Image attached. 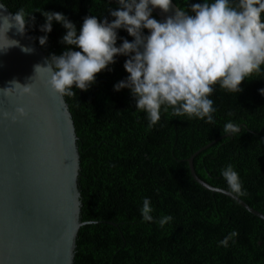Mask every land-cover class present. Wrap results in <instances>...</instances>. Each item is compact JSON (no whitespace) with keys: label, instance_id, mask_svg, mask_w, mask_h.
Instances as JSON below:
<instances>
[{"label":"trees","instance_id":"trees-1","mask_svg":"<svg viewBox=\"0 0 264 264\" xmlns=\"http://www.w3.org/2000/svg\"><path fill=\"white\" fill-rule=\"evenodd\" d=\"M1 1L13 14L21 8L32 13L35 22L29 20L27 31L39 46L45 23L39 10L65 14L79 32L85 17L111 21L108 10L118 7L116 0ZM173 2L188 10L203 0ZM65 32L53 24L47 45L40 46L47 57L66 50L60 42ZM118 37L117 46L121 38L134 39L123 29ZM126 59L116 57L88 91L73 86L76 94L65 96L78 137L81 217L95 221L79 229L74 264H264V220L231 197L202 187L187 162L208 145L193 158L196 174L228 190L221 170L232 164L247 192L240 198L264 213V95L259 91L264 89V65L242 83L240 94L215 86L213 123L174 117L170 108L149 128L130 91H114L128 76ZM228 122L239 125L240 132L224 134ZM144 198L150 199L156 221L172 216L163 229L143 222ZM234 230L239 233L235 243L219 246Z\"/></svg>","mask_w":264,"mask_h":264},{"label":"clouds","instance_id":"clouds-1","mask_svg":"<svg viewBox=\"0 0 264 264\" xmlns=\"http://www.w3.org/2000/svg\"><path fill=\"white\" fill-rule=\"evenodd\" d=\"M117 8H109L113 18L99 19L95 15L84 18L78 32L75 23L60 12L39 10L45 18L40 26L44 35L38 37L40 46H46L53 24L59 23L65 30L61 43L67 45L60 55L51 54L43 64L34 65L35 75L47 77L44 81L54 93L73 96L76 89L88 91L96 76L115 64L116 57H127L123 65L126 79L114 85V91L128 89L135 100L137 111L146 114L148 127L161 120V113L172 109L174 117H188L214 122V101L210 97L215 86L229 93H242V83L253 74H259L264 65V0H203L191 4L188 10L178 8L173 15L158 21L155 9L171 11L172 0H116ZM35 22L32 13L24 8L11 16L0 15V30L7 33L15 27L23 36L29 20ZM125 30L134 39H122L117 46L118 30ZM144 30H148L145 35ZM7 52L19 47L25 54L35 49L7 39ZM79 49V51L74 50ZM9 87L0 88L5 97L16 93L31 95L32 87L13 79ZM264 95V89H260ZM23 107L16 115L3 113L5 119L15 122L25 117ZM231 115V113H229ZM240 126L226 123L223 133L235 135ZM228 190L238 196L247 195L239 173L232 164L221 170ZM149 198L143 199L140 209L143 222L158 223L161 229L172 221V216H162L158 221ZM86 223H95L90 221ZM238 231H232L220 241L227 248L235 243Z\"/></svg>","mask_w":264,"mask_h":264},{"label":"water","instance_id":"water-1","mask_svg":"<svg viewBox=\"0 0 264 264\" xmlns=\"http://www.w3.org/2000/svg\"><path fill=\"white\" fill-rule=\"evenodd\" d=\"M178 8L172 0L169 13L158 8L154 13L163 21ZM12 14L0 0V15ZM7 39L35 51L25 54L12 47L0 52V88L13 79L32 87L31 95L5 97L0 92V264H74L78 232L86 221L81 217L80 155L72 114L65 96L46 86L47 77L35 75L34 65L47 56L28 31L21 36L15 27L0 30V48L7 47ZM18 107L25 109V117L15 122L3 117L4 112L16 115ZM207 146L187 159L194 180L264 220L263 212L196 174L193 158Z\"/></svg>","mask_w":264,"mask_h":264}]
</instances>
